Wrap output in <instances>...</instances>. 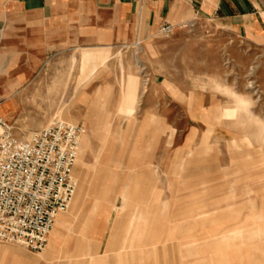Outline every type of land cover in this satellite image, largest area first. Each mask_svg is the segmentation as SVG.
Segmentation results:
<instances>
[{
	"label": "rangeland",
	"instance_id": "1",
	"mask_svg": "<svg viewBox=\"0 0 264 264\" xmlns=\"http://www.w3.org/2000/svg\"><path fill=\"white\" fill-rule=\"evenodd\" d=\"M82 52L78 74L76 66L65 75L50 65L34 73L26 84L38 95L21 112L6 110L0 75V115L17 137L42 121L38 128L54 119L75 124L68 113L75 102L95 119L81 127L75 195L44 248L0 247L35 256L33 264H264V48L194 19L157 34L148 64L136 66L138 82L128 74L123 84L112 65V84L95 96L99 81L83 98L76 94L105 69L109 51L100 49L88 71ZM147 103L169 107L167 124L114 127L116 112L130 117Z\"/></svg>",
	"mask_w": 264,
	"mask_h": 264
},
{
	"label": "crops",
	"instance_id": "2",
	"mask_svg": "<svg viewBox=\"0 0 264 264\" xmlns=\"http://www.w3.org/2000/svg\"><path fill=\"white\" fill-rule=\"evenodd\" d=\"M194 19L205 20L217 30L240 37L248 46L264 48V0H0V64L3 66L0 75L3 92L9 96L6 110L21 112L23 107L34 103L38 92L26 82L34 73L36 78L41 75L45 66L50 65L56 74L65 75L76 66L78 74L81 50L87 71L91 61L94 66L99 64L100 49L109 52L102 66L105 69H96L84 92L76 94L78 97H86L87 88L99 81L105 85H98L95 96L100 95L99 88L110 86L112 65L117 66L123 84L128 74L138 82L136 66L139 61L148 64L145 59L148 47H152L160 26L166 22L172 31ZM55 79L60 78L57 75ZM152 92L146 97H153ZM122 93L123 87L119 94L113 95L122 96ZM135 93L138 94L137 84ZM162 95L170 96L165 90ZM74 105L68 113L75 125L89 128V123L95 122L94 113L78 110L77 102ZM168 111L169 107L156 111L147 103L139 112L133 110L130 117L116 112L120 124L114 127H126L127 121L137 123L135 127L151 128L148 123L153 121L161 122L159 127L164 126ZM135 112L140 115L135 116ZM187 113L192 115L190 107ZM42 122L31 128L40 129ZM38 259L36 264L49 263Z\"/></svg>",
	"mask_w": 264,
	"mask_h": 264
},
{
	"label": "built area",
	"instance_id": "3",
	"mask_svg": "<svg viewBox=\"0 0 264 264\" xmlns=\"http://www.w3.org/2000/svg\"><path fill=\"white\" fill-rule=\"evenodd\" d=\"M159 32L168 35L163 23ZM81 127L58 119L17 137L0 117V242L40 251L56 214L73 195Z\"/></svg>",
	"mask_w": 264,
	"mask_h": 264
},
{
	"label": "bare ground",
	"instance_id": "4",
	"mask_svg": "<svg viewBox=\"0 0 264 264\" xmlns=\"http://www.w3.org/2000/svg\"><path fill=\"white\" fill-rule=\"evenodd\" d=\"M60 112V111H59ZM0 117L2 118V116L0 115ZM67 123H69V122H67ZM69 124H72V123H69ZM84 131H83V128H82V130H81V133L79 134V136H78V138H77V145H76V154H75V159H74V165H75V162H76V159H77V153H78V147H79V142H80V137H81V135H82V133H83ZM74 165H73V169H74ZM73 169H72V172H73ZM73 174V173H72ZM73 176V175H72ZM75 180V179H74ZM75 190H76V181H75V188H74V192H73V195H72V197L75 195L74 193H75ZM72 197H71V199H70V201H69V203H68V206H69V204H70V202H71V200H72ZM68 206H67V208H68ZM66 208V209H67ZM59 215V213L58 214H56V216L54 217V221H53V224H52V227H51V229L49 230V232H48V234L50 235V233H51V231H52V228H53V225H54V222H55V219L57 218V216ZM62 220V217H59V218H57V223L59 224V222ZM47 234V236L49 237V235ZM47 236H46V242H47ZM46 244V243H45ZM8 256H12V257H16V259L19 261V263H23V262H27V261H29L30 259H29V256H27L26 254H25V252H23V251H15V250H8V249H5V248H1L0 247V264H8L7 262H8ZM2 257H4V260L2 261V263H1V258Z\"/></svg>",
	"mask_w": 264,
	"mask_h": 264
}]
</instances>
